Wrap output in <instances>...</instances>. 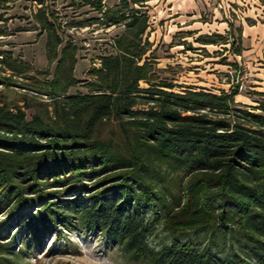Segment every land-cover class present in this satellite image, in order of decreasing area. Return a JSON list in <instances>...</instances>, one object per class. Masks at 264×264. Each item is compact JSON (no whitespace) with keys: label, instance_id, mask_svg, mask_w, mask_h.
Wrapping results in <instances>:
<instances>
[{"label":"trees","instance_id":"trees-1","mask_svg":"<svg viewBox=\"0 0 264 264\" xmlns=\"http://www.w3.org/2000/svg\"><path fill=\"white\" fill-rule=\"evenodd\" d=\"M15 1L0 0V8L9 10ZM78 1L97 11L92 23L124 27L95 59L99 66L89 71L87 93L68 94L82 83L74 74L78 46L62 36L54 13L41 8L35 14L40 34L47 35L49 65L56 62L53 78H28L35 96L52 100L46 116L28 118L27 94L20 102L8 100L2 89L33 68L0 49L1 226L24 227L18 248L13 237L0 238V264H20L35 239L60 229L102 236L135 262L233 264L182 242L178 234L234 226L255 242L253 257L264 264V102L238 103L237 87L176 92L175 84L161 79L156 64L145 58L152 46L144 40L150 17L135 7L150 0H120L115 10L104 0ZM11 20L0 13V23ZM5 33L0 37L11 35ZM202 40L215 43L197 39ZM43 73L49 76L50 70ZM109 123L117 125L119 136L103 139L99 131ZM177 169L183 197L168 198L163 183ZM159 224L172 243L156 250L150 238Z\"/></svg>","mask_w":264,"mask_h":264},{"label":"rangeland","instance_id":"rangeland-1","mask_svg":"<svg viewBox=\"0 0 264 264\" xmlns=\"http://www.w3.org/2000/svg\"><path fill=\"white\" fill-rule=\"evenodd\" d=\"M73 2H76V5ZM79 2L78 0H71V3L66 6H61L57 2H49L45 3L44 7H42L46 9L47 14H55L57 24H60L61 30H63L62 36L66 40H72L78 46V63L74 74L82 83L70 89L69 95L87 93L84 84L86 80L91 78L89 71L94 66H99L95 59H97L98 54L104 48L110 49L108 43L112 37L124 31L123 26L107 28L99 23H92L93 19L91 15H88L89 12L87 11L80 10L82 3ZM118 4L119 1L108 0L105 6L106 8L115 10ZM9 6L11 10L5 12V14H9L13 21L0 23V32L6 30L5 34L11 35L0 37V49L9 50L14 48V56H26L24 59L33 68V71L19 74L13 79L12 84H7L5 88L1 89L11 102H20L23 96L28 95L29 104L31 105V108L27 110L29 119L35 113L46 116L48 111L52 110L49 106L52 100L42 94L35 96L37 93L29 88V85L32 83L28 78L30 76H37L41 79L46 78L47 80H51L56 70V62L49 65L47 57L43 54H39L36 51H25L24 47H26V44L22 43L27 40V33L15 35H19L18 38H9V36H14L15 30L19 28L25 29V32H27L37 27L35 14L40 10V7L34 0H20L10 3ZM230 11L231 19L236 24V27H242V22L247 21L245 16H248L247 18L253 21L258 19L264 21V14L258 15V12H264V2L262 0H242L241 4L232 5ZM3 12L4 10L0 8V13ZM93 12L97 11L94 10ZM250 13L251 15H249ZM203 19L206 20L208 18L204 17ZM238 21L241 25H239ZM80 23H89V26L81 28L79 26ZM157 30H160L162 35L168 34L165 28L161 29L159 27L158 29L154 25H149L144 40L148 39L152 46L145 55V58H149L154 64H159V66L157 65L159 77L175 84L176 92L182 91L181 88L185 87L206 88L216 93L224 90L230 91L235 88L232 81V73L238 65L233 62L231 54H236L238 48V40L241 36L239 29H237V31L239 30L238 32L232 34L233 37L230 34L223 35L228 38V44L235 42L234 46L230 45L227 47V44H222L223 42H227V40L222 41L215 37H210L215 33L211 29L206 28V30H201L202 34L197 36L192 35L188 39V43L183 45L184 47H177L173 50H171L172 47L168 43L164 42V37H162L157 47H154L157 44L156 38L160 34L155 33ZM171 35L172 41H170V44H180L182 42L183 33L176 32ZM198 38L211 39L215 43L211 45L203 44L204 39L198 42ZM14 40L16 43L13 42ZM202 44L205 46H202ZM154 48L157 49L153 51ZM153 59L158 60V62L153 61ZM216 64L222 65V67ZM48 69L50 70V75L45 77V73L43 72ZM36 71H40L41 74H37ZM250 71L251 81L249 87L246 91L239 92V95L236 97L238 103L251 104V102L257 103V101L264 102V93L252 90L253 78L252 70L250 69ZM9 73L7 72L6 74ZM142 85L145 86L144 83ZM117 133L119 136L117 125L109 123L101 127L99 136L103 139H110L114 138V135ZM181 174V170L177 169L173 170L172 174L167 175V181L163 183V186L168 193V198L171 196L183 197L180 190L181 182L183 181V179L181 181ZM32 212H34V209L30 211V213ZM154 214L153 206H150L148 210V219L150 221L154 219ZM3 218H0V226L6 222V220H2ZM23 232L24 227L17 228V224L13 222L12 225L0 227V238L13 237L12 247L18 248L23 241ZM178 238L200 251L210 250L213 253H217L221 258L227 259L233 264H262L254 259L251 251L255 247V242H251L247 237L243 236L236 226L231 228L216 227L200 234L193 232L179 233ZM171 243L172 238L170 234L159 224L157 232L150 238V245L158 250L163 245ZM23 255V258L19 261L20 264H150L146 261H131L118 247L112 248L108 246L102 236L90 233L82 235L79 232L65 229L41 234L39 238L34 240L32 250Z\"/></svg>","mask_w":264,"mask_h":264},{"label":"crops","instance_id":"crops-1","mask_svg":"<svg viewBox=\"0 0 264 264\" xmlns=\"http://www.w3.org/2000/svg\"><path fill=\"white\" fill-rule=\"evenodd\" d=\"M107 1L108 0H104V4ZM113 1H119L120 3V0ZM262 1L264 2V0ZM34 2L37 3L41 9L42 7H44L45 3L57 2V4H61V6H66L71 3V0H44L43 5L39 4L36 0H34ZM241 2L242 0H150L146 2L145 5L142 7H140L139 5H136L135 7L147 12L150 17V26L154 25V27L156 26L158 29L159 27L161 29L165 28L166 32L168 33L166 35H162V33H160V30L155 31V33L160 34L156 38L157 44L154 47H157L162 37H164V42L168 43V45L172 47L171 50H173L174 48L181 47L185 45V43H188L187 41L192 35L197 36L199 34H202L201 30H206V28L211 29L215 34H230L231 37L233 33L238 32L240 30L239 32L241 35V53H232V60L237 65H239V63H245L246 65H248V67L252 70V90L264 93V21H260V19L253 21L248 19V16H245L247 21L245 20L242 22V27H236V24L231 19L230 8L234 4H241ZM80 7H82L80 9L81 11L89 12L88 15H91V17L98 15L97 12H93L94 9L90 6ZM10 10L11 7L9 6V10H4V12H8ZM261 13L264 14V12H258V15ZM249 15H251V13ZM6 16L10 17L9 14H7ZM204 17L208 19L205 20L203 19ZM239 25L241 24L239 23ZM237 29L239 30L237 31ZM176 32L183 33V38L181 39L182 42L180 44H170V41H172L171 34H174ZM23 33H27L28 35L27 40L22 43L26 44V47H24L25 51H36L39 54H43L47 57L46 33L40 34V30L37 26L27 32H14V36H9V38H18L19 35H15H21ZM209 35L211 34L209 33ZM13 42L16 43L15 40ZM230 45L231 43L227 44L226 46L229 47ZM202 46L205 45L202 44ZM156 49L157 48H154L153 51H155ZM9 51H12L14 53L15 50L14 48H12L9 49ZM25 57H22V59H24ZM153 61L158 62V60L156 59H153ZM157 65L159 66V64H156V66ZM216 65L222 67V65ZM186 89L187 87L181 88V90ZM247 105L256 106L257 103L251 102V104Z\"/></svg>","mask_w":264,"mask_h":264},{"label":"built area","instance_id":"built-area-1","mask_svg":"<svg viewBox=\"0 0 264 264\" xmlns=\"http://www.w3.org/2000/svg\"><path fill=\"white\" fill-rule=\"evenodd\" d=\"M232 81L235 87L238 88V92L246 91L251 81L250 68L245 63H239L232 73Z\"/></svg>","mask_w":264,"mask_h":264}]
</instances>
